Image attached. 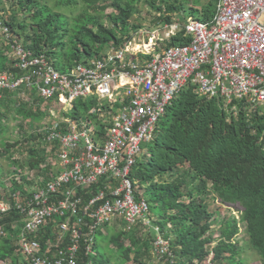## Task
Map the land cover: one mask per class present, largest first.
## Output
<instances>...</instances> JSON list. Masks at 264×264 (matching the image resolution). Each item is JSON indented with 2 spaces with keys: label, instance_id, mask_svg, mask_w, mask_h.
I'll list each match as a JSON object with an SVG mask.
<instances>
[{
  "label": "built area",
  "instance_id": "2783aa9c",
  "mask_svg": "<svg viewBox=\"0 0 264 264\" xmlns=\"http://www.w3.org/2000/svg\"><path fill=\"white\" fill-rule=\"evenodd\" d=\"M181 27L189 43L152 54L156 48L149 42L168 40ZM159 30L166 37L153 32L143 51L130 48V42L61 73L47 56L27 49L0 12V36L21 72L0 73V99L5 90L18 91L25 100L35 92L52 103L54 118L34 129L46 164L24 172L12 165L18 174L11 173L9 190L12 183L21 189L0 201L1 214L14 210L21 216L20 264H80L81 253H94L95 237L107 224L154 228L156 260L172 257L169 243L152 225L147 199L136 197L131 174L144 154L142 145L153 140L167 108L188 83L225 105L245 98L264 104V0H218L208 22L176 19ZM77 100L95 105L83 121L63 117L61 103L74 110ZM50 163H55L52 171ZM4 235L0 223V238Z\"/></svg>",
  "mask_w": 264,
  "mask_h": 264
},
{
  "label": "trees",
  "instance_id": "16d2710c",
  "mask_svg": "<svg viewBox=\"0 0 264 264\" xmlns=\"http://www.w3.org/2000/svg\"><path fill=\"white\" fill-rule=\"evenodd\" d=\"M217 1L0 0V12L5 13L9 4V26L25 47L35 55L47 56L59 72L68 73L109 50L125 49L144 29L140 22L144 6L157 14V26L173 22L179 13L208 22ZM190 40L181 27L162 48ZM4 44L0 36V73L21 74L14 69ZM1 94L0 136L9 132L8 116L16 118L20 127L16 141L7 139L0 146V157L36 170L46 164L34 130L43 122L38 108L42 98L35 92L30 94L33 101L21 99L18 91ZM93 105L95 101H89L86 116ZM70 118L80 119L81 114L74 110ZM98 118L92 117L97 122ZM55 163L48 165V171ZM131 177L137 199H147L156 220L152 225L169 243L172 257L156 260L154 228L122 229L119 224H107L97 234L104 237L106 252L100 253L95 243L92 255L81 253L80 264H249L242 259L245 250L264 264V104H251L245 98L225 105L222 99L202 96L197 85L188 83L167 108ZM12 184V192L21 189ZM220 207L227 213L218 222ZM231 209L240 214L239 219L231 217ZM17 224L6 227L0 240V263L20 264L16 243L21 225ZM213 231L218 232L217 239ZM241 233L243 246L238 238Z\"/></svg>",
  "mask_w": 264,
  "mask_h": 264
},
{
  "label": "rangeland",
  "instance_id": "374dc122",
  "mask_svg": "<svg viewBox=\"0 0 264 264\" xmlns=\"http://www.w3.org/2000/svg\"><path fill=\"white\" fill-rule=\"evenodd\" d=\"M8 6H9V4L5 5L6 11H5L4 15L9 17L10 14H9V7ZM150 12H152V10L147 6H144V9L142 10V13H141V19H140V22L144 25V29L141 31L140 34H138L134 37L133 41H131L132 43L129 44L130 48H133V49L139 50V51H143L145 49V44L149 42V38H150L151 34H153V32L157 33L160 36V38H162V39L166 37L165 31L159 30L161 24H158L157 26H155L157 14L155 12H153V13H150ZM17 16L19 18L22 17L21 13H18ZM184 17H188V16H186V13L185 14L179 13L174 17V20L180 19V20L184 21ZM188 18L195 19L193 16H190ZM165 41L166 40L157 41L156 45H155V41H154V44L149 42V44H151V46L156 48V51L152 53L153 55L154 54L157 55L159 53V51L163 49L162 46H163V43ZM55 67H56V65H55ZM28 99L30 101H33L32 99H30V95L28 96ZM83 102H84V100H77L74 103V110L78 111V113L81 114V120L82 121L84 120V117H86L85 110L87 107H89V100L85 101L86 107L82 104ZM50 105H52V103L48 102L47 100H44V99L40 100L38 108H39V111L41 113L40 115H41L42 121H48V120L54 119L52 114H51ZM61 105H63L62 109L70 117L71 113L74 110L70 108V105L67 106L66 104H63V103H61ZM59 111H61V108H59ZM7 118H9L8 122H7L9 132L6 135L0 136V146H2V144H4L5 140H7V139H8V142L16 141V139H18L16 133L18 132L20 126H18L19 124H18V121H16L17 119L14 118L13 116L12 117L8 116ZM36 126H37V124H36ZM146 144L147 143L142 145V149L144 151L143 153L146 152ZM21 150L24 151V149H21ZM13 153H16L15 149H14ZM57 165H58V162H57ZM10 166H12V165H11V162L9 161V159L7 157H0V197H1V194L3 192H6L4 189H5V187L7 189V184H9L8 180H6L9 177V170L11 173L18 174L17 171L13 172ZM15 167L17 169H19L20 172H24V170L26 168H28V167H20L19 168L17 165H15ZM15 167H12V168H15ZM18 176L19 175H17L16 177H18ZM20 178H21V181H23V185L26 186L27 183H26L25 177L21 176ZM3 181H4V185H3ZM1 183L3 186L1 185ZM141 192L143 193L144 190L143 191L141 190ZM2 195H4V194H2ZM213 206L214 205H212V209L216 210L215 207H213ZM215 206H218V205L215 204ZM219 211L221 212V214L217 218L218 222L223 220V218L225 217V214L227 213V209L225 207H220ZM230 211H231V217H235L236 219L240 218V214L237 211H235V209H231ZM154 220L155 219L153 218V221ZM110 225L113 226L112 224H110ZM214 229L217 230V227ZM242 230H243V227L241 226V231ZM101 233H103V232H101ZM212 234H213L212 236L214 237V239H217L218 232L213 231ZM238 238L240 240V245L243 246L244 245V242L242 240L243 239V233H241V235L238 236ZM95 243H96V248L100 253L106 252V241L104 240L103 236L97 235V237H95ZM252 254H253V252L251 250H245L242 254V259L243 260L245 259L246 262H248L249 264H258V262L251 257ZM0 264H3V263H0Z\"/></svg>",
  "mask_w": 264,
  "mask_h": 264
},
{
  "label": "clouds",
  "instance_id": "9594fccd",
  "mask_svg": "<svg viewBox=\"0 0 264 264\" xmlns=\"http://www.w3.org/2000/svg\"><path fill=\"white\" fill-rule=\"evenodd\" d=\"M23 41V40H22ZM17 138H18V135H17ZM14 151V150H13ZM12 151V152H13ZM11 165H13V164H11ZM13 166H15V165H13ZM11 168H12V166H10ZM19 167V166H18ZM29 168V167H28ZM10 176H11V172H10V170H9V177L6 179V180H8V183H9V179H10ZM11 182H12V180H11ZM3 185H4V181H3ZM9 184H7V189H6V187H5V191L6 192H3L2 194H4V195H2L1 194V197H0V201H3V200H5V201H9V198H10V193H11V191L9 190ZM152 215V214H151ZM8 217V218H7ZM153 217V216H152ZM10 218H11V220H10ZM21 219V216L19 215V213H17L16 211H14V210H12V211H9L7 214H1V212H0V223L2 224V225H4L5 226V229H6V227H14V226H18V224L17 223H19V220ZM15 224V225H14ZM19 225H21V224H19ZM120 225V224H119ZM120 227L122 228V229H125L124 227H123V225L121 226L120 225ZM5 236V235H4ZM3 236V237H4ZM0 240H1V238H0ZM18 241V240H17ZM17 244V243H16ZM2 263V262H1Z\"/></svg>",
  "mask_w": 264,
  "mask_h": 264
},
{
  "label": "bare ground",
  "instance_id": "6f19581e",
  "mask_svg": "<svg viewBox=\"0 0 264 264\" xmlns=\"http://www.w3.org/2000/svg\"><path fill=\"white\" fill-rule=\"evenodd\" d=\"M241 101V100H240ZM97 191V190H96ZM18 227V226H17ZM18 240V239H17Z\"/></svg>",
  "mask_w": 264,
  "mask_h": 264
}]
</instances>
